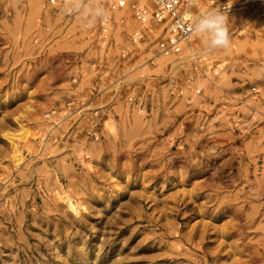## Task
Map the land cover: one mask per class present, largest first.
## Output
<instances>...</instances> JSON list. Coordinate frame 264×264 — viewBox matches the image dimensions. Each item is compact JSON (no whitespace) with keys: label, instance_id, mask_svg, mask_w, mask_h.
Listing matches in <instances>:
<instances>
[{"label":"rangeland","instance_id":"1","mask_svg":"<svg viewBox=\"0 0 264 264\" xmlns=\"http://www.w3.org/2000/svg\"><path fill=\"white\" fill-rule=\"evenodd\" d=\"M182 1L230 46L0 0V264H264V0Z\"/></svg>","mask_w":264,"mask_h":264},{"label":"clouds","instance_id":"2","mask_svg":"<svg viewBox=\"0 0 264 264\" xmlns=\"http://www.w3.org/2000/svg\"><path fill=\"white\" fill-rule=\"evenodd\" d=\"M190 2L195 3V0ZM227 8L225 6V9ZM70 12L79 16L87 28L94 27L96 23L107 22L110 15L100 0H70ZM227 21L226 10L213 8L194 17L191 30L197 37L203 39L207 51L226 49L231 43Z\"/></svg>","mask_w":264,"mask_h":264},{"label":"built area","instance_id":"3","mask_svg":"<svg viewBox=\"0 0 264 264\" xmlns=\"http://www.w3.org/2000/svg\"><path fill=\"white\" fill-rule=\"evenodd\" d=\"M64 1V0H60ZM55 2V0H50ZM153 9L150 12L151 19L156 23L162 24V36L158 37L156 46L159 53H176L186 42L192 33L191 23L192 14L187 5L182 0H152ZM118 6L123 3L117 2ZM189 4V3H188ZM230 7L229 4H223L221 9ZM227 8V9H228ZM135 19L142 21L146 15L144 6H135L133 9Z\"/></svg>","mask_w":264,"mask_h":264},{"label":"bare ground","instance_id":"4","mask_svg":"<svg viewBox=\"0 0 264 264\" xmlns=\"http://www.w3.org/2000/svg\"><path fill=\"white\" fill-rule=\"evenodd\" d=\"M147 1H150V3L152 2V0H147ZM117 2H121V3H123L124 4V0H117ZM153 4V3H152ZM123 13L122 12H115V15H114V18H116L117 20H119L120 19V16L122 15ZM146 15H147V10H146ZM145 15V17H147ZM149 21V20H148ZM148 21H147V18H144V20H142L141 22H146V24L148 23ZM139 24V23H138ZM162 25V24H161ZM143 27V26H142ZM161 27V26H160ZM160 29H162V27L160 28ZM158 31H160L159 29H158ZM135 33H137V32H135ZM163 33H164V30H163ZM193 33V32H192ZM191 33V34H192ZM190 37H191V35L189 36V38H188V40L186 41V42H184L183 44H182V46H181V49L178 51V52H176V53H160V54H163V55H174V54H177V53H180V51L182 50V48H183V50H182V52L181 53H184L185 55H182V57L181 58H186V57H184V56H192V54L194 55V53H192L191 54V46H190V44H189V41H190ZM189 51V52H188ZM187 52H188V54H187ZM193 52V51H192ZM190 54V55H189ZM178 55V54H177ZM179 59V58H178ZM177 60V59H176ZM183 60V59H182ZM24 136V135H23ZM11 145H10V147H11V151L14 153V154H16V159L17 160H20L21 159V157H22V155H21V151H20V147L18 146V144H17V142H14V140L10 143Z\"/></svg>","mask_w":264,"mask_h":264}]
</instances>
